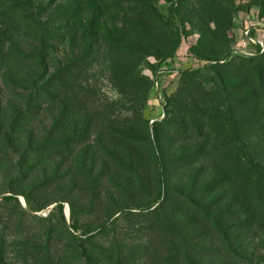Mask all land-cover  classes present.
Returning a JSON list of instances; mask_svg holds the SVG:
<instances>
[{
  "label": "rangeland",
  "instance_id": "rangeland-1",
  "mask_svg": "<svg viewBox=\"0 0 264 264\" xmlns=\"http://www.w3.org/2000/svg\"><path fill=\"white\" fill-rule=\"evenodd\" d=\"M151 2L0 0V264H264V0Z\"/></svg>",
  "mask_w": 264,
  "mask_h": 264
},
{
  "label": "trees",
  "instance_id": "trees-1",
  "mask_svg": "<svg viewBox=\"0 0 264 264\" xmlns=\"http://www.w3.org/2000/svg\"><path fill=\"white\" fill-rule=\"evenodd\" d=\"M141 1V3H142V8L144 9L143 11V15H142V18H144V22L145 23H147V24H152L153 23V20H154V18H156L157 20H158V23L160 22V26L163 28V21H162V18L157 14V12L156 11H154V9H153V3L151 2V0H139V2ZM156 3L157 2H159L160 0H154ZM211 7H210V9H212V11H214V12H217V9H216V7L215 6H217L215 3H217V0H211ZM217 15V14H216ZM35 25H37L38 24V22H35L34 23ZM39 25V24H38ZM173 58V56L172 57H170V58H168V59H172ZM189 60H191V59H189ZM193 61L192 62H196L198 65H204V66H202V67H200V68H198V69H194V70H191V69H184V70H179V72H175L176 74H190V73H192V72H197V71H199V70H202V69H204V68H206V67H208L209 65H210V63L209 62H204V61H202V60H197V59H192ZM206 64V65H205ZM255 172H256V174H258V175H262L261 174V172H260V170H259V168L258 167H256V170H255ZM161 175H162V182H163V184H165L166 183V180L164 179V172L162 173L161 172ZM261 185H259V187H261L263 184H264V181H261V180H259L258 181ZM166 189V188H165ZM62 211H63V209H62V207H60V213L62 214Z\"/></svg>",
  "mask_w": 264,
  "mask_h": 264
},
{
  "label": "built area",
  "instance_id": "built-area-1",
  "mask_svg": "<svg viewBox=\"0 0 264 264\" xmlns=\"http://www.w3.org/2000/svg\"><path fill=\"white\" fill-rule=\"evenodd\" d=\"M242 38H244L246 41V43H244V46H255L256 48H263L264 47V36H260V34H258L257 38H254L252 36V33L250 30H245L242 32Z\"/></svg>",
  "mask_w": 264,
  "mask_h": 264
}]
</instances>
